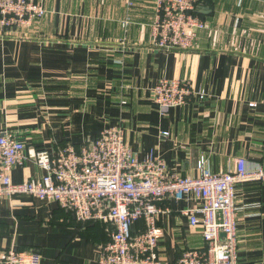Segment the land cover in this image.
Returning a JSON list of instances; mask_svg holds the SVG:
<instances>
[{
    "label": "crops",
    "instance_id": "0c3cea01",
    "mask_svg": "<svg viewBox=\"0 0 264 264\" xmlns=\"http://www.w3.org/2000/svg\"><path fill=\"white\" fill-rule=\"evenodd\" d=\"M43 1L47 12L33 27L0 26V131L53 153L121 126L140 159L162 158L181 176H198L201 160L213 172L233 170L237 158L250 170L264 167L263 1L198 0L206 27L187 51L154 45L155 0ZM164 78L190 80L204 95L163 113L153 91ZM44 174L27 160L12 177ZM235 200L239 264H264V182H238ZM161 203L168 208L158 220L162 260L207 247L183 213L199 206L194 196ZM143 228V220L134 225ZM113 230L110 221L77 222L56 201L0 200V255L37 249L41 264H99Z\"/></svg>",
    "mask_w": 264,
    "mask_h": 264
},
{
    "label": "built area",
    "instance_id": "2783aa9c",
    "mask_svg": "<svg viewBox=\"0 0 264 264\" xmlns=\"http://www.w3.org/2000/svg\"><path fill=\"white\" fill-rule=\"evenodd\" d=\"M198 7V0H155L154 45L168 51L191 50L206 27ZM46 12L43 0H0L1 29L31 28ZM196 94L204 95L187 79H161L153 91L163 113L188 104ZM27 160L45 174L38 180L15 182L13 169ZM199 168L196 177L181 176L170 171L162 158L140 159L121 126L105 129L80 147L66 146L53 153L28 149L13 130L0 131V200L25 194L56 201L77 222L110 221L114 230L99 251V264H239L236 185L249 178L264 182V167L250 170L244 158H237L231 171L213 172L206 160ZM189 196L199 206L183 213L192 227H201L207 247L191 248L172 262L164 261L158 251V220L168 208L161 202ZM139 220L144 228L137 231L134 225ZM41 263L38 250L12 247L0 255V264Z\"/></svg>",
    "mask_w": 264,
    "mask_h": 264
},
{
    "label": "trees",
    "instance_id": "16d2710c",
    "mask_svg": "<svg viewBox=\"0 0 264 264\" xmlns=\"http://www.w3.org/2000/svg\"><path fill=\"white\" fill-rule=\"evenodd\" d=\"M71 213V212H70ZM34 250H37V249H34Z\"/></svg>",
    "mask_w": 264,
    "mask_h": 264
}]
</instances>
